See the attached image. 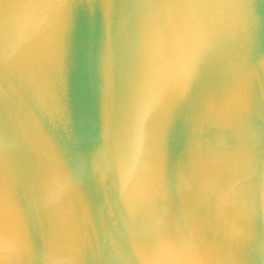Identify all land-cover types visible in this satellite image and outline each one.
I'll list each match as a JSON object with an SVG mask.
<instances>
[{
    "label": "water",
    "instance_id": "1",
    "mask_svg": "<svg viewBox=\"0 0 264 264\" xmlns=\"http://www.w3.org/2000/svg\"><path fill=\"white\" fill-rule=\"evenodd\" d=\"M68 7L0 0V264H264V0Z\"/></svg>",
    "mask_w": 264,
    "mask_h": 264
},
{
    "label": "snow or ice",
    "instance_id": "2",
    "mask_svg": "<svg viewBox=\"0 0 264 264\" xmlns=\"http://www.w3.org/2000/svg\"><path fill=\"white\" fill-rule=\"evenodd\" d=\"M62 3L65 5H69L71 7H68L65 9L66 14L71 17L74 16L77 12L82 10V6L89 5L92 3L97 4H118V5H134V4H144V3H166L170 2V0H61ZM178 2L181 3H196V2H202V0H178ZM231 2L234 3H241L244 5H250L252 3L257 2V0H231ZM83 10L91 11L90 8H84ZM129 11H131L130 8L125 7L119 10V15L124 16ZM246 17L250 20L252 16V10L246 8ZM0 51H2V43H0ZM4 137H5V131L2 125H0V154L3 153V146H4ZM0 240H2V228H0Z\"/></svg>",
    "mask_w": 264,
    "mask_h": 264
}]
</instances>
